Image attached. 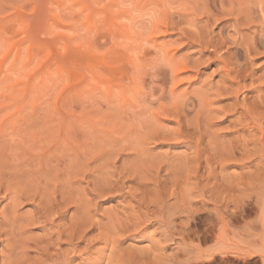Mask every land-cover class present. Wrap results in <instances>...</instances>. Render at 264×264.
Masks as SVG:
<instances>
[{
	"label": "rangeland",
	"instance_id": "374dc122",
	"mask_svg": "<svg viewBox=\"0 0 264 264\" xmlns=\"http://www.w3.org/2000/svg\"><path fill=\"white\" fill-rule=\"evenodd\" d=\"M0 264H264V0H0Z\"/></svg>",
	"mask_w": 264,
	"mask_h": 264
}]
</instances>
